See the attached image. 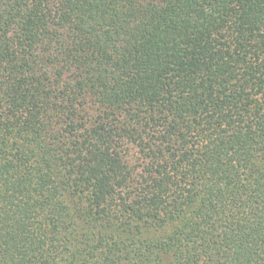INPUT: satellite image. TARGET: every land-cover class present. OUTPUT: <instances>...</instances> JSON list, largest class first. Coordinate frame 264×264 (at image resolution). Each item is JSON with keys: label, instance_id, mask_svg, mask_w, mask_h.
Masks as SVG:
<instances>
[{"label": "trees", "instance_id": "1", "mask_svg": "<svg viewBox=\"0 0 264 264\" xmlns=\"http://www.w3.org/2000/svg\"><path fill=\"white\" fill-rule=\"evenodd\" d=\"M0 264H264V0H0Z\"/></svg>", "mask_w": 264, "mask_h": 264}]
</instances>
